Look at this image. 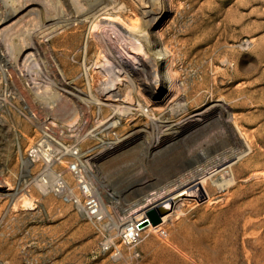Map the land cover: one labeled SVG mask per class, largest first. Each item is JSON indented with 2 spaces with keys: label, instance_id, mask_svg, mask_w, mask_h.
Masks as SVG:
<instances>
[{
  "label": "rangeland",
  "instance_id": "rangeland-1",
  "mask_svg": "<svg viewBox=\"0 0 264 264\" xmlns=\"http://www.w3.org/2000/svg\"><path fill=\"white\" fill-rule=\"evenodd\" d=\"M2 1L0 186L10 182L16 188L7 191L0 187V264H264L263 174L262 178L243 175L238 191L230 200L225 192H215L214 198L222 197L209 207L207 198L195 204H179L172 220L157 230H145L137 246H129L122 239L123 229L130 220L141 217L137 215L142 211L133 214L138 210L137 203L154 197L155 193H174L172 183L177 184L202 153H213L216 148L223 151L239 148L231 141L233 135L225 125V117L216 112L217 104L225 103L236 115L240 126L250 134L255 151L260 153L258 159L262 157L260 160L264 162V0L160 1L158 11L164 10L156 20L154 32H159L157 35L171 53L168 64L177 85L171 96L173 104L169 106L159 102L163 89H156L158 73H154L157 77L149 73L145 78L134 73L138 66L135 53L141 51L137 50L136 37L125 26L144 27V15L138 3L133 2L135 0H111L107 7L115 11L113 14L119 18V23L110 25L96 21V25L99 24L96 33L90 30L93 29L90 26L92 17L73 21L77 8L83 12L90 10L96 1L76 0L78 7H73L72 0H15L18 3H14V8L3 6ZM66 19H72V25L65 28L58 25L61 27H56V33L50 34L51 30L42 28ZM9 33L25 38V50L19 56L8 53L5 40L11 36ZM32 55L42 59L46 67L55 65L61 79L77 75L79 68L75 61L83 55L89 63L100 65L94 76L97 91L93 98L107 117L113 111L105 105L103 91L111 86L117 87L124 99L133 90L130 93L133 102H140L147 108L149 117L146 112L127 114L116 108L118 117L122 118L119 131L124 138L130 129L143 131L113 152H100L101 156L92 164L99 180L98 192L110 213L101 223H90L71 205L53 195L41 196L35 187L29 186V177L38 168L31 172L29 165L27 169L19 151L24 152L28 143L38 138V133L35 126L23 118L22 112L29 104L43 116L48 106L46 99L39 98L42 95L35 91L39 89L34 87L31 77L20 71L23 60ZM118 61H123V66ZM151 63L154 68L155 61H146L149 70ZM146 83H150V91H155V96L150 95ZM59 100L58 107L53 110L58 122L75 121L77 110L83 105L68 96ZM183 103L188 105L181 108ZM149 104L156 108L154 112ZM198 112H203L201 117H195L200 120H188ZM166 120L180 123L184 130L164 137ZM100 168L105 173L99 172ZM8 192H19L17 203L7 197ZM107 192L116 193L120 200L111 205ZM184 196L195 198L194 194ZM25 200H32L29 207L34 209H22ZM160 201L164 199L156 203ZM165 204L173 209L171 202ZM162 229L164 234L160 232Z\"/></svg>",
  "mask_w": 264,
  "mask_h": 264
},
{
  "label": "built area",
  "instance_id": "built-area-1",
  "mask_svg": "<svg viewBox=\"0 0 264 264\" xmlns=\"http://www.w3.org/2000/svg\"><path fill=\"white\" fill-rule=\"evenodd\" d=\"M75 62L79 68L77 75L61 79L55 65L46 67L42 59L33 55L23 60L20 71L31 77L30 81L39 89L37 94L48 101V106L46 113L41 112L43 116L29 104L24 107L23 118L35 126L38 138L29 142L24 152L21 149L19 152L27 169L29 165L31 172L38 168L36 173H31L29 186L35 187L41 196L53 195L90 223L98 224L110 213L98 192L99 180L92 164L100 152L114 151L127 139L119 131L122 125V118L116 112L119 109L105 104L113 111L107 117L94 102L93 94L97 91L94 76L100 65L89 63L85 55ZM65 96L83 106L77 110L75 121L60 123L53 110ZM130 106L136 110L133 114L147 111L140 102ZM146 218L144 214L137 224L132 221L126 225L122 232L124 243L133 247L140 243L141 234L150 226L143 224ZM160 232L164 234L163 229Z\"/></svg>",
  "mask_w": 264,
  "mask_h": 264
},
{
  "label": "bare ground",
  "instance_id": "bare-ground-1",
  "mask_svg": "<svg viewBox=\"0 0 264 264\" xmlns=\"http://www.w3.org/2000/svg\"><path fill=\"white\" fill-rule=\"evenodd\" d=\"M59 1V0H58ZM70 1V0H69ZM72 6L74 7V5L76 7L77 4H79V2H77L76 4V0H72ZM96 1V4L94 5V8H91L90 10L88 9L87 11H79L78 8L75 10L76 11V15L74 16V20L73 21H80L82 18H93V20L91 21V25L93 29L90 28V30H92V32L94 31L96 33L97 29L96 26L98 27V25H96V21H100L101 23L104 24H112V23H119V18L113 14V12L115 11H111L110 9H108V5L110 3L111 0H93ZM92 1V2H93ZM128 1V0H127ZM130 2H132L133 0H129ZM161 0H147V2H144V0H135L133 1L134 3L137 2L138 3V8L139 10L143 13L142 15H144L143 18V26L142 28H137L134 25L132 27H127L125 26V29H127V31H129L134 37H136V41L139 43V46L137 45V50L139 52V50L141 52L139 53H135L137 54L138 58L133 57L134 59L136 58L137 61V67L134 69V73L138 76V77H146L149 73L154 74V73H158V83L156 86L157 88H160L161 90L163 89V97L159 100L163 101L164 103H166L168 106L170 104H173V99L171 96L174 95L173 91L176 90V82L172 76V71L169 68V64H168V58H170V52L169 50L166 48V46L164 45V43L162 42V38H160L155 32L154 29L157 25L156 20L158 19L159 14H161L163 12L164 9H162L161 13L159 12L160 8L159 7V3ZM166 0H164L165 3ZM3 6L5 5L6 7H13L14 3L16 2L15 0H3ZM91 2V3H92ZM18 1L15 3V5H17ZM48 3V2H47ZM113 3V1H112ZM162 3V2H161ZM164 5V4H163ZM68 6V5H67ZM116 7L115 5L112 4V7ZM122 6V5H121ZM124 6V5H123ZM135 6V5H134ZM70 7V6H69ZM118 7V6H117ZM14 8V7H13ZM21 8V7H20ZM44 8V7H43ZM110 8V7H109ZM123 8V7H121ZM132 8V7H131ZM137 8V9H138ZM8 9V8H7ZM57 9V8H56ZM71 9V8H70ZM125 9V8H124ZM15 10V9H14ZM19 10V9H17ZM21 10V9H20ZM19 10V11H20ZM118 10V9H117ZM120 10V8H119ZM159 10V11H158ZM166 10V9H165ZM16 11V10H15ZM79 11V12H78ZM158 11V13H157ZM48 12V11H47ZM16 13H18V11H16ZM71 13V12H70ZM78 14V15H77ZM95 15V16H92ZM71 16V15H70ZM73 17V16H72ZM11 18V17H10ZM139 18V16H138ZM68 19V18H67ZM67 19L65 21H60L58 23L55 24H49V26H44L42 28H48L51 33H56L54 30L56 29V27L58 25H63V28L68 27L70 25H72L69 21H67ZM7 20V18H6ZM83 20V19H82ZM85 20V19H84ZM121 21V20H120ZM177 21V20H176ZM179 21V20H178ZM44 22V21H43ZM46 22V21H45ZM74 22V23H75ZM135 22V21H134ZM140 22V21H139ZM121 23V22H120ZM125 24V23H124ZM123 25V24H122ZM121 25V26H122ZM196 25V23H195ZM39 26V25H38ZM140 26V25H139ZM11 27V26H10ZM9 27V28H10ZM61 27V26H58ZM104 27H106V25H104ZM124 27V25H123ZM8 28V29H9ZM13 28V27H12ZM40 28V27H39ZM107 28V27H106ZM199 28V27H198ZM89 29V28H88ZM101 29V27H100ZM108 29V28H107ZM58 30V29H57ZM96 30V31H95ZM6 31V30H4ZM8 31V30H7ZM6 31V32H7ZM16 31V28H15ZM37 31V30H36ZM39 31V30H38ZM149 31V32H148ZM11 32V31H10ZM41 32V31H39ZM91 32V31H90ZM93 32V33H94ZM11 34V33H9ZM32 34V33H29ZM44 34V33H43ZM49 34V33H48ZM89 34V33H88ZM161 34V33H160ZM8 35V34H7ZM55 35V34H54ZM53 35V36H54ZM58 35V34H57ZM93 35V34H92ZM46 36V35H45ZM94 36V35H93ZM96 36V35H95ZM89 37V36H88ZM92 38V37H91ZM203 38V37H202ZM5 40V39H4ZM104 40V39H102ZM101 40V41H102ZM135 40V39H134ZM211 40V39H210ZM5 42H7V49H8V53L11 54V56H19L25 49H24V45H25V38L22 37L20 38V35H18V37L16 38L15 35H8L7 40H5ZM4 42V43H5ZM144 44V47L146 49V51L143 50L142 43ZM248 43V41H247ZM104 44V43H103ZM106 44V43H105ZM5 45V44H4ZM133 46V45H132ZM108 47V46H105ZM110 48V47H109ZM136 49V48H135ZM110 51V49H108ZM192 51V50H191ZM37 52V50H36ZM200 53V52H199ZM104 55V54H103ZM34 56V55H33ZM102 56V55H101ZM172 56V55H171ZM103 57V56H102ZM106 57V56H104ZM182 58V57H181ZM102 59V58H101ZM107 58H105L106 60ZM135 59V60H136ZM178 59V58H177ZM3 60V59H1ZM104 60V61H105ZM175 60V59H174ZM146 61H155L154 64V68L151 65H149L150 70L148 69V64H146ZM108 62V60H107ZM117 62V60H116ZM120 66H123V61H118ZM172 63V62H171ZM222 63V62H221ZM106 64V63H105ZM125 64V63H124ZM12 66V63L10 64ZM117 65V64H116ZM238 67V66H237ZM122 68V67H120ZM119 70V69H118ZM124 72L126 71L125 69H123ZM120 71V70H119ZM115 72V71H114ZM123 74V71H120ZM127 73V72H125ZM177 73V72H176ZM62 74V73H61ZM64 75V74H63ZM120 75V74H119ZM127 75V74H126ZM152 77V76H151ZM154 77L155 76L154 74ZM207 77V76H206ZM139 78V80H140ZM240 78V76H239ZM154 79V78H153ZM157 79V78H156ZM155 79V80H156ZM143 80V79H142ZM146 80V79H145ZM245 80V79H244ZM120 81V80H119ZM125 81V80H124ZM155 83V84H156ZM229 83V82H228ZM147 84V90L150 92V95L155 96V91H150V83H146ZM152 85V86H155ZM252 84V83H251ZM223 85V84H222ZM238 87V85H237ZM206 88V87H205ZM204 88V89H205ZM18 90V89H17ZM180 90V89H179ZM208 90V89H207ZM226 90V89H225ZM36 92L38 90H35ZM146 91V90H145ZM133 92V90L131 91ZM130 92V93H131ZM167 92V93H166ZM176 92V91H175ZM244 92V91H243ZM34 93V91H33ZM103 93L105 94V101H107V106H111L114 108H118L119 110L122 109V111L124 113L127 112V114L132 113L133 111H136L133 107L131 106H123L122 103L128 104V105H132L133 104V99L130 98V93H128L124 98H121V92L118 91L117 87L111 86L109 88L105 89V92L103 91ZM139 93V92H138ZM221 93V92H220ZM19 94V93H18ZM177 94V93H176ZM241 94V92H240ZM34 95L36 96L37 94L34 93ZM103 96V95H102ZM104 97V96H103ZM19 98L22 99V97L20 96ZM40 98V97H39ZM228 98V97H226ZM245 98V97H244ZM94 99V98H93ZM92 99V100H93ZM185 99V98H184ZM242 99V98H241ZM254 99V98H253ZM23 101H27L26 98L22 99ZM95 100V99H94ZM180 100V99H179ZM90 101V99H89ZM103 101V100H102ZM150 101V100H149ZM222 101V100H221ZM48 102V101H47ZM187 102V101H186ZM239 102V101H238ZM135 104V103H134ZM179 104V103H178ZM188 105V104H187ZM185 103L182 104L183 107L181 108H185L187 106ZM151 108V111L154 112L156 110V108H154L151 104L148 105ZM175 106V104H174ZM181 106V105H180ZM178 107V106H177ZM173 108V107H172ZM179 108V107H178ZM147 109V108H146ZM158 109V108H157ZM208 109V108H207ZM117 110V109H116ZM184 110V109H182ZM210 110V109H209ZM121 111V110H120ZM121 111V112H122ZM208 111V110H206ZM221 112L222 115L225 117V125L229 126V128L231 129L233 138H231V141L234 144L237 143L239 148L235 151L232 149L230 151H227L225 149L220 150V146L218 148H216V152L214 151L213 153H202L203 155H201L200 157H198L197 160H193V164L187 168V174L186 175H182L183 177L180 178L178 182H176L177 184H173L172 182V187L173 190L175 191L174 193L170 192V191H166L163 193H155V196L150 198V197H146L143 202H139L136 205L138 206V210L134 211L132 209L133 214L134 213H138L139 211H142L141 214L137 215V217H142L146 210L149 207H152L153 205L157 204L156 202L158 200H163L164 201H160V203L157 204V206L160 205H164L167 202H171L173 204V209L169 211L168 214H166L163 218H162V222L158 225H154V224H150L148 229H156L163 226L164 224H166L168 221L172 220V218L174 217V213L176 210V207H178V205L180 204H189L191 202L198 203L199 201H204L207 198V207H209L211 204L215 203V201L217 202V199L222 197V195H220L218 198H214V194L216 193H223L225 192V196L229 197V200L231 199L232 196H234L235 192L238 191L239 189V182L242 178V176H247V177H259V175L261 176V174L264 175V162L260 160V157L258 159L259 156V152L255 151L253 143L250 141V134L246 131V129H243L240 124L238 123V118H236V115L233 113H231L229 111V109L225 106L224 104H217L216 105V112ZM204 112V111H203ZM203 112H198L193 114L192 116H190L188 118V120L191 119V121H196V120H200L199 118H195L198 117L203 114ZM74 113V112H71ZM121 113V114H124ZM118 114V113H117ZM147 114V112L145 113V115ZM155 114V113H154ZM216 114V113H215ZM132 115V114H131ZM177 115V113H176ZM126 116V115H125ZM148 116V114H147ZM146 116V117H147ZM220 116V115H219ZM245 116V115H244ZM149 117V116H148ZM154 117V116H153ZM170 117V116H169ZM221 117V116H220ZM154 118H158V117H154ZM194 118V119H192ZM222 118V117H221ZM261 118V117H260ZM149 119V118H148ZM252 119V118H251ZM151 120V119H150ZM155 120V119H154ZM223 121V122H224ZM251 121V120H250ZM114 123H117L116 121ZM137 123V122H136ZM183 123V122H182ZM150 124V123H149ZM263 124V123H262ZM137 126V125H136ZM261 126V125H260ZM259 127V126H258ZM163 128L165 129L163 133L164 137H169V136H174L175 134H180L184 128L182 129V126L180 123H171L169 121H164V126ZM258 129V128H257ZM263 129V128H262ZM128 133L126 139H132L135 136H137L138 134L140 135V132L143 131H136V129L132 130ZM152 130V129H151ZM229 130V129H228ZM149 132V131H148ZM153 133V132H152ZM229 133V132H228ZM151 134V133H150ZM142 139V138H140ZM172 140H175L172 139ZM229 140V139H228ZM227 140V141H228ZM126 141V140H125ZM137 141V140H136ZM160 140H158L159 142ZM171 141V140H170ZM129 142V141H128ZM126 143V142H125ZM228 143V142H227ZM155 145L157 144V142L154 143ZM224 144V143H223ZM154 145V146H155ZM228 145V144H227ZM122 146V145H121ZM232 146V145H231ZM150 147V146H149ZM222 147V146H221ZM123 148V147H121ZM126 148V147H125ZM223 148V147H222ZM224 148H226L224 146ZM237 148V147H236ZM150 149V148H149ZM124 151V150H123ZM113 152V151H112ZM117 152V151H116ZM205 152V151H204ZM118 153V152H117ZM116 153V154H117ZM121 153V152H120ZM200 155V154H199ZM263 155V154H262ZM101 156V155H100ZM195 157V156H194ZM193 158V157H192ZM245 158H247L245 160ZM196 159V157H195ZM244 159V160H243ZM243 160V161H242ZM187 163V162H186ZM237 163H240L237 165ZM237 165V166H236ZM100 166V165H99ZM186 166V165H185ZM101 167V166H100ZM99 172L103 173L104 171L99 170ZM105 173V172H104ZM15 175V174H14ZM104 177H106L104 175ZM260 178V177H259ZM258 178V179H259ZM262 178V176H261ZM177 180V179H175ZM253 181V180H251ZM264 181V180H262ZM6 186H0V187H4L6 188L7 191H12L15 190L16 187L13 186V184H11L10 182H5ZM256 184H259L256 182ZM169 188V187H168ZM170 189V188H169ZM108 191V190H107ZM18 193L19 192H15L13 194H10L9 192L7 193V197H10V199L13 201V203L15 204V202L17 203L18 201ZM241 193V192H239ZM238 193V194H239ZM185 194H194L195 198H185ZM237 194V195H238ZM254 194V193H253ZM20 196V195H19ZM23 197V195H22ZM108 202L111 203H117L120 199H118V197L116 196V193L114 192H107L106 195ZM22 199V198H21ZM32 199V198H31ZM233 199V198H232ZM236 199V198H235ZM254 200V199H253ZM30 201L32 200H25V202H23V208L21 206L22 209H34L30 208ZM7 202V201H6ZM106 203V202H105ZM35 204V203H34ZM263 204V203H262ZM112 205V204H111ZM155 206V207H157ZM187 206V205H185ZM120 207V206H119ZM136 207V206H135ZM167 207V206H166ZM183 207V206H182ZM15 208V205H14ZM132 208V207H131ZM134 208V206H133ZM168 208V207H167ZM179 208V207H178ZM108 209V208H107ZM129 209V208H128ZM16 210V208H15ZM121 210V209H120ZM213 210V209H212ZM117 211V210H116ZM185 211V210H184ZM199 211V210H198ZM252 211V210H251ZM124 212V211H123ZM125 212H127V210H125ZM130 212V211H129ZM212 212V211H211ZM259 212V211H257ZM204 214V213H203ZM249 214V213H248ZM212 216V215H211ZM126 217V216H125ZM204 217V216H203ZM177 218V217H176ZM202 218V217H201ZM140 219V218H139ZM137 218H132V220H130L131 222L133 221L135 224H137L138 222H140V220ZM183 219V218H182ZM127 220V219H126ZM138 221V222H136ZM251 221V220H250ZM181 224V223H180ZM126 225V224H125ZM248 225V224H247ZM182 228V227H181ZM38 232V231H37ZM122 232V229H121ZM186 234V233H185ZM173 243V242H172ZM171 244V243H170ZM14 247V246H13ZM135 252V251H134ZM116 256V255H115ZM118 257V256H117ZM134 257V256H133ZM226 257V256H225Z\"/></svg>",
  "mask_w": 264,
  "mask_h": 264
},
{
  "label": "water",
  "instance_id": "water-1",
  "mask_svg": "<svg viewBox=\"0 0 264 264\" xmlns=\"http://www.w3.org/2000/svg\"><path fill=\"white\" fill-rule=\"evenodd\" d=\"M155 206H157V204L149 207L146 210L145 215L147 218L143 221L144 225H148L151 223L154 225L160 224L162 222V218L171 210V208L166 207V204L157 207Z\"/></svg>",
  "mask_w": 264,
  "mask_h": 264
}]
</instances>
